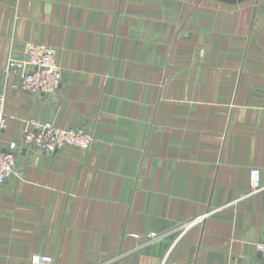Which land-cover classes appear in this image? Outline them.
Masks as SVG:
<instances>
[{
    "label": "crops",
    "instance_id": "obj_1",
    "mask_svg": "<svg viewBox=\"0 0 264 264\" xmlns=\"http://www.w3.org/2000/svg\"><path fill=\"white\" fill-rule=\"evenodd\" d=\"M0 0V151L33 120L93 133L89 151H17L0 185V264H262L264 0ZM56 49V93L6 70ZM263 180V176L261 177ZM205 222L124 257L193 217Z\"/></svg>",
    "mask_w": 264,
    "mask_h": 264
},
{
    "label": "built area",
    "instance_id": "obj_2",
    "mask_svg": "<svg viewBox=\"0 0 264 264\" xmlns=\"http://www.w3.org/2000/svg\"><path fill=\"white\" fill-rule=\"evenodd\" d=\"M8 71L19 72L18 89L28 95H53L62 84V72L56 62V49L54 47L26 43L23 55L19 59L10 58L6 65ZM5 99L0 96V135L6 128L7 118L4 112ZM93 133L90 130L76 128L62 130L50 121L33 120L30 129L25 131L20 143H9L0 151V185H3L13 177H20L22 172L17 168V151L33 149L45 154L56 153L66 147H72L82 152H87L93 143ZM263 176V180L261 177ZM264 191V169L253 168L250 170V194ZM208 214L199 215L183 221L163 233H151L147 236L132 235L139 244L124 253L114 257L120 259L127 254L139 252L154 243L173 239L176 243L179 239L194 227L201 226ZM256 251L260 254L264 264V233L255 244ZM29 264H58L48 255H34Z\"/></svg>",
    "mask_w": 264,
    "mask_h": 264
},
{
    "label": "water",
    "instance_id": "obj_3",
    "mask_svg": "<svg viewBox=\"0 0 264 264\" xmlns=\"http://www.w3.org/2000/svg\"><path fill=\"white\" fill-rule=\"evenodd\" d=\"M223 1H226V2H234V1H229V0H223Z\"/></svg>",
    "mask_w": 264,
    "mask_h": 264
}]
</instances>
